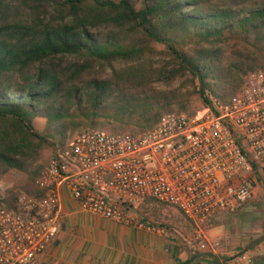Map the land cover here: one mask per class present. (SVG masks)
<instances>
[{
  "label": "trees",
  "instance_id": "1",
  "mask_svg": "<svg viewBox=\"0 0 264 264\" xmlns=\"http://www.w3.org/2000/svg\"><path fill=\"white\" fill-rule=\"evenodd\" d=\"M230 41L254 58L224 65ZM155 55L166 63L155 65ZM260 70L264 4L236 14L203 0H0V176L26 174L22 192L39 201L36 164L63 145L57 140L95 128L144 133L187 112L193 97L205 106L227 102ZM0 207L26 218L15 193Z\"/></svg>",
  "mask_w": 264,
  "mask_h": 264
},
{
  "label": "built area",
  "instance_id": "2",
  "mask_svg": "<svg viewBox=\"0 0 264 264\" xmlns=\"http://www.w3.org/2000/svg\"><path fill=\"white\" fill-rule=\"evenodd\" d=\"M263 169L264 72L258 71L227 102L165 115L144 133L89 130L66 140L36 181L43 198H23L26 218L0 207V264H38L59 233L63 192L82 214L147 232L164 233L136 218L145 203L172 208L194 229L190 253L207 254L210 264H252L246 252L218 256L219 243H210L204 228L250 201L254 173Z\"/></svg>",
  "mask_w": 264,
  "mask_h": 264
},
{
  "label": "rangeland",
  "instance_id": "3",
  "mask_svg": "<svg viewBox=\"0 0 264 264\" xmlns=\"http://www.w3.org/2000/svg\"><path fill=\"white\" fill-rule=\"evenodd\" d=\"M203 4L207 9L217 11H227L232 13H242L245 10L259 7L264 4V0H203ZM138 7V5H136ZM156 52L163 51L161 46H153ZM224 53V65L238 66L245 63V59L254 58L250 55L251 50L244 44L237 41H230L224 47H222ZM155 65L162 66L165 64V57L161 55H155ZM259 62V59L258 61ZM264 72V70H260ZM244 77L242 78L243 81ZM187 112H172V113H185L193 115L195 112L201 109L203 104L195 97L191 98L187 105ZM168 115V114H167ZM43 122L38 121V125H42ZM100 130L110 134L112 133L110 128H95L85 129L81 131ZM80 131V132H81ZM129 133V132H126ZM69 139V138H68ZM67 139V140H68ZM61 145L65 142L56 141ZM56 148L45 149L36 166H40L44 169L47 165L50 157L54 153ZM27 182V176L24 173L11 171L6 175L0 176V198L6 197L9 193L17 194L19 203L26 200H32L26 194L22 192V187ZM23 205V203H22ZM24 207V205H23ZM138 221H142L148 227H156L159 230H166V238L168 246L174 247L177 253L187 251V259L194 257L196 264H207L208 255L204 253L191 254L187 248V242L193 239L194 229L176 210L168 207L158 206L153 202H147L136 213ZM224 228L226 235L233 241L231 251L227 250V254L243 252L242 250L251 245L257 246V244L264 242V174L254 173L253 184V197L248 201L240 210L231 215H217L204 228V231H208L214 228ZM176 232V233H174ZM221 240V239H220ZM217 243V242H216ZM219 249L224 246V241H220ZM236 247V248H235ZM228 249V246H224ZM251 256V255H250ZM252 260L254 259L251 256Z\"/></svg>",
  "mask_w": 264,
  "mask_h": 264
},
{
  "label": "crops",
  "instance_id": "4",
  "mask_svg": "<svg viewBox=\"0 0 264 264\" xmlns=\"http://www.w3.org/2000/svg\"><path fill=\"white\" fill-rule=\"evenodd\" d=\"M62 199L63 215L59 221V233L51 248L39 258L38 264H175L166 230H162V234L115 225L80 213L65 192ZM140 223L146 226L142 221ZM205 237L210 243L224 241L228 249L224 250L223 246L221 250L218 249L217 255H230L227 250L233 249V241L224 228L208 230ZM242 251L253 258L262 257L264 242L252 248L251 245L247 246ZM187 253L182 251L176 257L183 264H196L194 257L187 259Z\"/></svg>",
  "mask_w": 264,
  "mask_h": 264
}]
</instances>
